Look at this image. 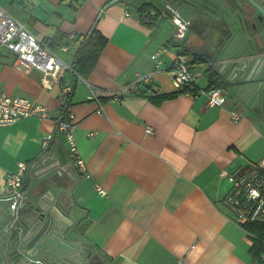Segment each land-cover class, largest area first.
Here are the masks:
<instances>
[{
	"label": "crops",
	"instance_id": "0c3cea01",
	"mask_svg": "<svg viewBox=\"0 0 264 264\" xmlns=\"http://www.w3.org/2000/svg\"><path fill=\"white\" fill-rule=\"evenodd\" d=\"M111 1L0 0L8 15L71 68L57 69L56 75L25 70L12 53L0 50V89L49 115L0 127V199L7 195L6 176L24 162L30 165L22 186L26 200L61 206L58 191L39 187L37 179L52 167L69 174L73 169L71 239L88 252L86 264H174L180 257L189 264H264V254L256 260L250 252L255 241L250 228L230 222L221 204L229 190L226 175L262 158L264 87L220 88L226 99L220 106H209L207 96L195 91L154 105L138 93L176 92L170 72L177 48L186 50L196 91L209 88V64L197 51L193 31L176 39L160 27L161 11L140 15L131 0ZM94 28L106 43L84 79L72 65ZM161 49L157 65L151 56ZM148 75L149 83L120 94ZM64 85L71 87L67 111L76 124L74 139L85 171L63 135L41 150L62 115Z\"/></svg>",
	"mask_w": 264,
	"mask_h": 264
},
{
	"label": "built area",
	"instance_id": "2783aa9c",
	"mask_svg": "<svg viewBox=\"0 0 264 264\" xmlns=\"http://www.w3.org/2000/svg\"><path fill=\"white\" fill-rule=\"evenodd\" d=\"M161 14L167 16L174 27L173 37L176 39L184 38L188 21L169 4H166L161 10ZM129 14L126 13L125 16ZM5 49L15 56L19 66L27 70L30 68L47 75H56V70H71L70 66L60 60L57 55L45 44L36 39V37L21 23L17 22L0 7V50ZM159 52L151 56V59L160 64L158 60ZM171 79L174 89L181 90L195 88V94L202 93L207 96L209 106H220L225 102V96L220 89L206 91L197 87L194 83L188 59L184 54H178L175 57L173 69L171 70ZM201 77V73L196 74ZM59 77V76H58ZM151 80L150 76L140 77L134 86L126 87L122 93L128 95L136 90L140 85H146ZM63 100V112L61 117L54 120L55 134L46 135L41 143V150L45 152L57 133L63 134L68 145L70 155L75 159L77 166L81 171L86 170L83 160L79 157L75 139L74 130L76 124L73 121V115L68 112L66 98L71 93V87L64 85L61 88ZM92 93H94L92 91ZM37 117L48 118L47 110L36 104H32L23 97H12L0 89V127L8 126L14 122ZM64 118V119H63ZM30 165L19 162L14 172L6 176V192L4 198L9 200L11 210L23 201V182ZM229 183V190L224 196L221 204L228 210V218L234 225L241 227L245 231L254 223H264V152L261 160L254 165H250L233 173L226 175ZM96 191L100 195H106V191L96 186ZM174 264H189L185 257L178 258Z\"/></svg>",
	"mask_w": 264,
	"mask_h": 264
},
{
	"label": "water",
	"instance_id": "95a60500",
	"mask_svg": "<svg viewBox=\"0 0 264 264\" xmlns=\"http://www.w3.org/2000/svg\"><path fill=\"white\" fill-rule=\"evenodd\" d=\"M123 1L125 0H112L110 5ZM136 1L141 0H131L130 3L135 4ZM254 6L264 15L256 4ZM223 7L225 9V6ZM226 10L230 13L229 9ZM197 22L211 29H215L217 25V23L212 25L205 18H197ZM238 38L232 37L229 41V51L233 47L234 49L229 54L227 63H230L231 68L243 61L246 68L239 69L240 74L237 73L234 77L241 83H247L249 77L255 79L264 73V55L257 56V53L264 51L257 47L256 41L257 38L264 41V21L253 36L245 34L242 40ZM246 38L248 44L243 46L234 59H231ZM176 51L184 54L180 48ZM245 75L248 76L247 79H244ZM257 79L264 81L262 77ZM71 173L52 167L44 176L37 179L39 187L49 191L54 188L58 191L57 202H60L61 206L56 204L52 207L42 198L34 202L26 200L23 194V201L15 210H11L9 207L11 202L5 200V197L0 199V264H86L88 252L81 249L78 241L71 239L74 221H72L73 206L70 201L76 184V174L73 169Z\"/></svg>",
	"mask_w": 264,
	"mask_h": 264
},
{
	"label": "flooded vegetation",
	"instance_id": "af4514ba",
	"mask_svg": "<svg viewBox=\"0 0 264 264\" xmlns=\"http://www.w3.org/2000/svg\"><path fill=\"white\" fill-rule=\"evenodd\" d=\"M166 4L186 16V18H183L189 23L187 32H194V44H198L197 51L200 53V57L207 61L205 63L209 64L206 66L208 72L215 77L222 75L221 89L226 90L229 85L234 84H237L238 87H243L242 84L252 86V83L257 89L264 87V81L261 82L257 79L259 77L264 79V73L255 77V79L252 76L249 77L248 83H241L234 75L240 74L239 69L246 68L243 61L237 62L238 64L231 68L230 63H227L229 54L234 49V47L230 51L228 49L231 38L239 37L238 40H242L245 34L253 36L260 28L261 22L264 21V15L259 12L254 4L264 13V0H141L138 5L132 4L131 6L137 10L142 9L144 12L157 13ZM223 6H225V9ZM226 9H229L230 13ZM197 18H205L212 25L216 23L217 25L215 29L205 28L198 24ZM256 41L257 47L262 48V51H264L263 39L257 38ZM246 44H248L247 38L243 40L231 59H234ZM260 55H264V53H257V56ZM236 61H239V59H236ZM228 70L230 71L228 72ZM247 77L244 79H247ZM259 105V111L264 114V100Z\"/></svg>",
	"mask_w": 264,
	"mask_h": 264
},
{
	"label": "trees",
	"instance_id": "16d2710c",
	"mask_svg": "<svg viewBox=\"0 0 264 264\" xmlns=\"http://www.w3.org/2000/svg\"><path fill=\"white\" fill-rule=\"evenodd\" d=\"M140 15L144 12L142 9H138ZM138 12V13H139ZM142 12V13H141ZM106 43V39L94 28L91 33L86 37L84 44L81 46L78 51L75 61L73 62L72 69L76 73V75L86 78V76L91 73L92 69H94L98 58L104 48ZM53 49L54 46H52ZM186 54V50H183ZM191 51V50H190ZM194 60L198 61L200 57L196 52H193ZM207 75H209L208 70L206 71ZM209 88H206V91L215 90L221 88V81L217 76L215 77L209 75ZM195 88L189 90L188 88H184L181 90H177L176 92L170 94H153L147 95L145 91L142 90L138 93L139 96H147L151 102L158 106L162 101L169 100L178 97V95L194 93ZM64 119V118H63ZM56 135H63L61 133H57ZM250 230L255 237L254 245L251 247L250 252L254 259L259 260L260 255L264 254V223L252 224L250 226Z\"/></svg>",
	"mask_w": 264,
	"mask_h": 264
},
{
	"label": "rangeland",
	"instance_id": "374dc122",
	"mask_svg": "<svg viewBox=\"0 0 264 264\" xmlns=\"http://www.w3.org/2000/svg\"><path fill=\"white\" fill-rule=\"evenodd\" d=\"M182 13V12H181ZM182 15L184 16V14L182 13ZM160 16V15H158ZM161 17V20L159 21V24H160V27L162 29H168L170 30V32L174 33V27H173V24L170 22V19L167 17V16H160ZM201 83L205 84L204 80L201 79ZM202 84V85H203Z\"/></svg>",
	"mask_w": 264,
	"mask_h": 264
}]
</instances>
